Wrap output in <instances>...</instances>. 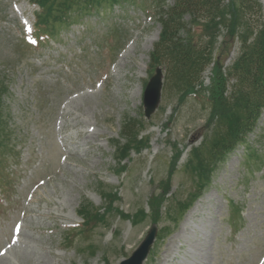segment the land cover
<instances>
[{"label":"rangeland","instance_id":"rangeland-1","mask_svg":"<svg viewBox=\"0 0 264 264\" xmlns=\"http://www.w3.org/2000/svg\"><path fill=\"white\" fill-rule=\"evenodd\" d=\"M33 1L54 35L32 48L38 7L0 0V264H120L152 226L144 264H264V111L248 149L210 174L217 118L201 91L164 72L144 117L161 30L147 3ZM199 24L229 69L238 41ZM127 117L140 123L132 145L120 137Z\"/></svg>","mask_w":264,"mask_h":264},{"label":"trees","instance_id":"trees-1","mask_svg":"<svg viewBox=\"0 0 264 264\" xmlns=\"http://www.w3.org/2000/svg\"><path fill=\"white\" fill-rule=\"evenodd\" d=\"M33 4L42 5L30 0ZM87 1V7L97 0ZM145 2L160 25V35L150 53V63L163 67L170 84L178 90H201L206 92L217 118L215 138L210 152L212 174L239 145H243L253 133L264 110V23L262 6L256 0L252 5L242 3L239 8L223 5L224 0H118V6ZM90 3V4H89ZM255 11L253 17L250 11ZM81 10L80 12H87ZM186 18L189 20L187 21ZM258 21L255 24V20ZM36 33L42 28L53 37L50 26L37 18ZM207 29H222L239 43L238 56L229 69L220 68L213 54V38L197 34L200 24ZM241 27V28H240ZM240 28V29H239ZM220 30H218L219 32ZM202 36V37H201ZM206 40L207 43H203ZM216 67L210 85L204 88L203 73L211 65ZM219 66V67H218ZM140 123L130 117L124 118L120 137L125 144L137 141ZM115 151H117V146ZM124 159L119 160L122 162ZM208 173V172H207ZM206 173V174H207ZM205 174V175H206ZM86 213H79L84 223H90Z\"/></svg>","mask_w":264,"mask_h":264},{"label":"water","instance_id":"water-1","mask_svg":"<svg viewBox=\"0 0 264 264\" xmlns=\"http://www.w3.org/2000/svg\"><path fill=\"white\" fill-rule=\"evenodd\" d=\"M162 85V70L156 69L155 75L150 79L143 96L144 114L146 118L154 112L159 98ZM156 237V227H152L144 240L140 243L132 255L120 264H143Z\"/></svg>","mask_w":264,"mask_h":264},{"label":"bare ground","instance_id":"bare-ground-1","mask_svg":"<svg viewBox=\"0 0 264 264\" xmlns=\"http://www.w3.org/2000/svg\"><path fill=\"white\" fill-rule=\"evenodd\" d=\"M156 40V38H153V39H151L150 40V43L152 44L153 43V41H155ZM151 44H150V47H151ZM193 215V213L192 214H190V217Z\"/></svg>","mask_w":264,"mask_h":264}]
</instances>
